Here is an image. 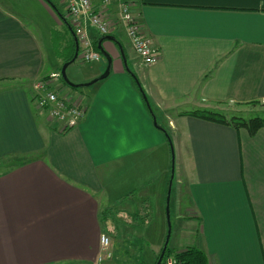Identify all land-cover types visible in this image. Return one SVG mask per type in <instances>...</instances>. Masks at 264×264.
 <instances>
[{
    "label": "crops",
    "instance_id": "crops-1",
    "mask_svg": "<svg viewBox=\"0 0 264 264\" xmlns=\"http://www.w3.org/2000/svg\"><path fill=\"white\" fill-rule=\"evenodd\" d=\"M120 1L159 51L154 65L135 53ZM112 11L119 43H103L96 67L78 58L67 67L68 81L84 85L73 90L61 74L66 49L54 40L66 22L45 0H0V264H107L103 213L131 198L109 202L106 182L118 187L123 172L162 161L165 210L171 147L179 239L170 256L197 248L209 264H264V128L251 136L192 115L264 106V0H113ZM108 57L109 75L87 85ZM53 74L59 95L87 108L69 131L35 99Z\"/></svg>",
    "mask_w": 264,
    "mask_h": 264
},
{
    "label": "rangeland",
    "instance_id": "rangeland-1",
    "mask_svg": "<svg viewBox=\"0 0 264 264\" xmlns=\"http://www.w3.org/2000/svg\"><path fill=\"white\" fill-rule=\"evenodd\" d=\"M120 3L123 4V1H120ZM59 8L60 11L65 14L64 7L59 5ZM109 13H113L115 16L117 15L112 9ZM116 13H118L121 20L120 12ZM58 16L60 17V15ZM119 17H116V19L119 20ZM63 36L65 35H62L61 37ZM66 40L62 45L69 49L67 45L68 41ZM68 49H66L65 56L71 54L70 51H67ZM101 60H103V58ZM100 61L93 62L91 65L96 67L100 64ZM74 67L79 69L83 68L80 67L77 62ZM85 67L88 66L86 65ZM237 113L241 114V117H244L247 120L255 117H264V106L239 107L231 105L226 107L225 115L228 117ZM155 162L156 161L153 159L145 164H139L134 170L123 172L117 180L116 185L118 184V187H115V184H112L111 179L106 182L105 188L107 190V195L105 197L109 202H115L122 197L121 201L129 198L134 201L126 200L120 202L117 205H114L112 208L113 210L105 211V230L107 231L106 235L110 240L108 250L110 256L108 257L106 255L103 259L107 264H154L155 257L161 250V245H158L157 242L167 237L169 222L171 226V238L168 246L169 253L174 250L173 247L176 245L175 242L179 239L175 233L177 224L174 218V210L172 209L171 211V205L174 206V198L171 199V187L172 184L177 181L175 178L174 148L171 147L169 183L168 188L166 189V196L162 202V208L163 206L164 208H167V204L169 203V220L167 217V209L160 210L159 208L161 204L159 200L160 195H158L156 191L157 183L162 181L160 175V172L163 170L161 168L162 161ZM140 185H143L145 188L136 189ZM130 192L133 194L131 195ZM141 193L145 198H148V201L150 199V201H140ZM168 197L170 198L169 201ZM134 213L139 214V216L143 218L142 221H132L131 216ZM152 245L154 246L152 247ZM168 256H170V254Z\"/></svg>",
    "mask_w": 264,
    "mask_h": 264
},
{
    "label": "built area",
    "instance_id": "built-area-1",
    "mask_svg": "<svg viewBox=\"0 0 264 264\" xmlns=\"http://www.w3.org/2000/svg\"><path fill=\"white\" fill-rule=\"evenodd\" d=\"M57 4L65 9V17L72 26L79 43L78 59L85 63L98 62L102 59L101 54L95 50L93 39L87 29L90 25L98 36L111 34V24L108 19L112 9L113 0H56ZM58 5V6H59ZM121 21L125 24L127 34L132 41L133 48L143 64L154 65L159 59V51L153 46L151 40L139 31L136 18L130 7L123 2L120 5ZM107 15V16H106ZM60 74H53L51 78L40 81L35 86L36 102L39 108L50 115L59 129L69 131L79 126L86 116L87 108L69 102L59 95L55 89V82ZM110 245L109 237L104 234L101 237V247L104 256L108 254ZM165 264H180L175 256L165 258Z\"/></svg>",
    "mask_w": 264,
    "mask_h": 264
},
{
    "label": "trees",
    "instance_id": "trees-1",
    "mask_svg": "<svg viewBox=\"0 0 264 264\" xmlns=\"http://www.w3.org/2000/svg\"><path fill=\"white\" fill-rule=\"evenodd\" d=\"M48 5L58 14L60 15L61 19H63L72 29V32H74L72 26L69 24L68 20H66V17L64 14L61 13L60 8L56 2V0H45ZM68 26L65 28V32H66V36L61 37L63 34L61 32H55L54 34V40H55V44L57 46V49H59L60 45H62L64 43V41H68L67 45L69 47L65 48L68 49L71 54L68 56V59L66 60V62H70L73 60L75 53H76V45L74 42V38L72 35V32L70 33V31L67 29ZM106 36H113V34H109ZM106 36H98V39L93 40V44H94V48L96 51H98L100 54L101 52L98 50V41L99 39H101L102 37H106ZM65 37V40H64ZM62 42V43H61ZM78 57V56H77ZM77 60V59H76ZM84 87V85H77L74 87H71L73 90H79L82 89ZM141 88V87H140ZM141 90L142 95L144 96L145 102L147 103V106L149 107V103L148 100L146 99L145 93ZM258 102H254L253 105H257ZM193 116L201 118V119H205L208 121H212V122H216V123H221V124H225V125H230L233 126L234 128H236L237 130L239 129H246L249 134L251 136H254L260 129L264 128V117H255L252 119H245L244 117H241V115H231V117H228L227 115H225L222 112L219 111H213V110H200V111H195L192 113ZM167 139L169 141V143L171 144V140L168 134H166ZM103 219H105V212L103 213ZM132 217V221L134 222H140L142 221V217L139 216V214H134L131 216ZM166 238V237H165ZM165 241V239H164ZM163 246H164V242L163 245L161 247L160 253L155 257V261L154 264H157L159 257L163 251ZM169 246V245H168ZM169 255V248H167L166 250V254L164 256L163 262L162 264H165V258L168 257ZM175 257L178 259L180 264H209L208 261V257L207 255L203 252L200 251L197 248H188L185 251L178 253L175 255Z\"/></svg>",
    "mask_w": 264,
    "mask_h": 264
},
{
    "label": "water",
    "instance_id": "water-1",
    "mask_svg": "<svg viewBox=\"0 0 264 264\" xmlns=\"http://www.w3.org/2000/svg\"><path fill=\"white\" fill-rule=\"evenodd\" d=\"M66 25L68 26L69 30H71V32H72L71 27H70L67 23H66ZM72 35H73L74 42H75V45H76V53H75V56H74L73 60L70 61V62H67V63L63 66V68H62V70H61V74H62V78L64 79V81H65L69 86L74 87V86H77V85H74V84L70 83V82L68 81V79H67V75H66V69H67V67H68L69 65H71L73 62L76 61L77 56H78V52H79V43H78V39H77L75 33L72 32ZM107 40H108V41H111V42L119 43V41L117 40V38H115V37H113V36H106V37H102L101 39H99L98 44H97V46H98V50H99V51H100L105 57H107V54L105 53V51H104V49H103V43H104L105 41H107ZM108 61H109V63H108V68H107L105 74H104L101 78H99V79H97V80H94L93 82H91L90 84H87V85L95 84V83H97L99 80H102V79H104L106 76L109 75V72H110V69H111V61H110L109 57H108ZM153 120H154V126H155L156 128H158L159 130H163V131H164V128H163V127L157 122L155 116H153ZM169 199H170V198L168 197V201H169ZM166 209H167V210H166V211H167V217H168V220H169V218H170V208H169V203L167 204V208H166ZM170 238H171V226H170V222H169V224H168L167 237H166L165 242H164V246H163L162 254H161V256L159 257V260H158L157 264H162L163 259H164V256H165V254H166V250H167L168 245H169V242H170Z\"/></svg>",
    "mask_w": 264,
    "mask_h": 264
}]
</instances>
